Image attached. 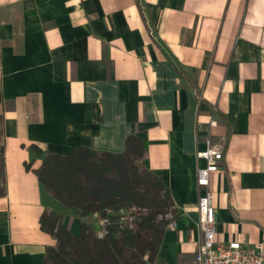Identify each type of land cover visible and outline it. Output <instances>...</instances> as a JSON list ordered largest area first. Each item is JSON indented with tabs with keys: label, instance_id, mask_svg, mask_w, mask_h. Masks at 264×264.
Wrapping results in <instances>:
<instances>
[{
	"label": "crops",
	"instance_id": "0c3cea01",
	"mask_svg": "<svg viewBox=\"0 0 264 264\" xmlns=\"http://www.w3.org/2000/svg\"><path fill=\"white\" fill-rule=\"evenodd\" d=\"M0 114V264H43L44 210L75 235L88 220L38 181L45 154L121 152L129 134L177 211L143 264L192 260L208 138L224 142L216 239L264 244V0H0Z\"/></svg>",
	"mask_w": 264,
	"mask_h": 264
},
{
	"label": "trees",
	"instance_id": "16d2710c",
	"mask_svg": "<svg viewBox=\"0 0 264 264\" xmlns=\"http://www.w3.org/2000/svg\"><path fill=\"white\" fill-rule=\"evenodd\" d=\"M3 116L0 114V135ZM121 152L96 151L78 147L65 155L47 152L40 166L32 169L40 184L57 201L75 209L80 217L94 212L108 216L107 233L95 236L91 223L83 221L78 235L61 225L60 215L44 210L40 229L51 235L56 244L46 246L43 264H143L153 261L164 235L167 219L158 215L177 211L169 190L142 161V140L129 134ZM34 148H36L33 145ZM0 145V175L2 174ZM136 206L145 212L132 226H120L117 211Z\"/></svg>",
	"mask_w": 264,
	"mask_h": 264
},
{
	"label": "built area",
	"instance_id": "2783aa9c",
	"mask_svg": "<svg viewBox=\"0 0 264 264\" xmlns=\"http://www.w3.org/2000/svg\"><path fill=\"white\" fill-rule=\"evenodd\" d=\"M215 121H210L209 126H214ZM224 142H211L208 138L206 147L196 153L198 159L204 160V166L196 169V183L203 189L199 196L196 209L198 213V228L200 236L196 250L189 264H264V244L244 246L237 239L227 242L216 239L215 227V196L211 188V175L220 169L223 158ZM145 212L144 208L130 206L117 211L120 226H132L133 222ZM167 219L168 228L175 227L172 214L158 215L157 221ZM89 223L97 238H102L107 233L110 223L108 216H101L94 212L88 216Z\"/></svg>",
	"mask_w": 264,
	"mask_h": 264
},
{
	"label": "rangeland",
	"instance_id": "374dc122",
	"mask_svg": "<svg viewBox=\"0 0 264 264\" xmlns=\"http://www.w3.org/2000/svg\"><path fill=\"white\" fill-rule=\"evenodd\" d=\"M0 170H1V167H0Z\"/></svg>",
	"mask_w": 264,
	"mask_h": 264
}]
</instances>
